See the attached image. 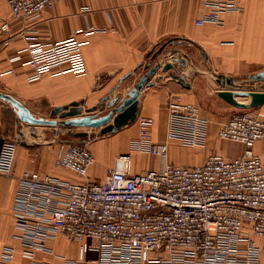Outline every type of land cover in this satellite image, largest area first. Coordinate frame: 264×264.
I'll return each instance as SVG.
<instances>
[{"label": "built area", "instance_id": "built-area-1", "mask_svg": "<svg viewBox=\"0 0 264 264\" xmlns=\"http://www.w3.org/2000/svg\"><path fill=\"white\" fill-rule=\"evenodd\" d=\"M11 18L29 22L60 0H6ZM208 12L200 25L220 23L223 14L241 11L242 0H203ZM11 32V19L0 25ZM83 30L66 39L36 41L24 61L36 82L47 73L87 72ZM12 36L3 38L9 44ZM15 60L18 57L13 58ZM9 68L5 73H14ZM169 100L167 139L202 147L209 120L199 106ZM140 134L128 153L116 157L101 182L89 180L96 155L87 145L65 142L56 168L84 179L71 180L25 169L19 176L13 213L19 245H8L0 264H16L18 250L33 264H261L264 256V160L254 151L264 139V116L235 112L218 130L220 139L242 143L235 157L211 154L201 164L168 161L169 142L154 141L153 119L141 116ZM0 176H11L18 138L2 137ZM160 156V168L133 172L134 152ZM80 243L81 256H61L59 262L38 260L37 252H53L47 239ZM89 240L93 242H89ZM95 252L89 257L87 252Z\"/></svg>", "mask_w": 264, "mask_h": 264}, {"label": "crops", "instance_id": "crops-1", "mask_svg": "<svg viewBox=\"0 0 264 264\" xmlns=\"http://www.w3.org/2000/svg\"><path fill=\"white\" fill-rule=\"evenodd\" d=\"M242 3L241 11L225 12L219 24L200 25L198 20L208 12L203 0H60L54 8L44 10L29 22L12 19L7 1L0 0V25L3 20L11 19L9 34H3L0 29V85L34 115L51 118L52 110L58 105L84 100L87 109L100 104L110 94L125 98L152 66L161 64L151 78L154 83L146 84L141 91L136 124L132 122L100 135L92 144L96 161L88 175L93 182H101L106 177L107 168L115 164L117 155L131 151L140 134L137 122L141 116L153 119L154 141L169 142L168 161L172 162V149L187 148L178 140L167 139L169 100L176 94L180 102L200 107L202 116L209 120V137L205 146L187 148L185 157L180 156L173 163L201 164L209 155L217 153L227 157L242 155L245 150L242 143L218 137L220 125L235 112L255 111L264 116V103L239 108L218 93L227 88L264 91V79L251 78L252 74L264 70V0H242ZM77 30L85 31L82 38L86 41L87 72L83 75L47 73L40 80L29 82L33 68L24 64L29 57L28 46L36 41L66 39ZM9 35L12 36L9 44H3V38ZM16 57L17 60L13 59ZM166 62H172L175 69L164 71ZM11 67L15 72L5 73ZM177 70L186 74L187 84L172 76ZM220 76L231 78L233 84H220ZM237 99L249 102L251 98L237 96ZM12 110L11 121L0 113V143L2 137L13 135L12 128L14 138L19 139L13 174L0 176V260L6 246L19 245L14 237L13 206L19 176L25 169L71 180L82 179L73 171L54 165L61 145L68 140H60L56 135L38 150L27 146L30 140L25 141L16 134L20 128L31 129L34 124L23 121L14 107ZM48 130L42 132L48 133ZM82 131L99 130L84 128ZM254 151L264 160V139L255 144ZM133 155L134 173L162 165L160 156L136 151ZM139 159L145 165L137 164ZM99 161L106 163L103 173L97 169ZM45 244L54 251L39 250L38 260L59 262L61 256H81L80 243L65 237L47 239ZM86 255L96 254L90 251ZM33 263L18 250L16 264Z\"/></svg>", "mask_w": 264, "mask_h": 264}, {"label": "water", "instance_id": "water-1", "mask_svg": "<svg viewBox=\"0 0 264 264\" xmlns=\"http://www.w3.org/2000/svg\"><path fill=\"white\" fill-rule=\"evenodd\" d=\"M177 59L176 61H178ZM161 67V64H156L152 66L146 74L142 76L140 81L136 86H134L127 94L125 98H120L119 96H105L101 103L93 106L92 108H85L84 100L73 101L67 105H58L52 110L53 116H60L62 118H69L66 120H58L57 118H46L42 116L34 115L29 108L24 105L19 99L9 93L0 92V98L7 100L15 108L20 118L29 123L33 124H45V125H64V126H84L88 128H100V134H108L116 131L117 129L128 125L134 122L137 119L139 112V97L141 91L146 84L152 85L154 83L151 78ZM183 68V66H182ZM181 68V69H182ZM175 69V65L172 62H166L163 65L164 71H170ZM172 76L177 79H180L183 83L187 84L186 74L180 73V71L172 72ZM218 79L219 83L222 85H231L233 80L231 78L224 79L223 76ZM252 79L260 81L264 79V70L252 74ZM219 95L224 99L232 103L233 105L239 108H252L257 107L264 103V91L256 90H246V89H220L218 91ZM237 96L250 97L249 102L240 101L237 99ZM110 97L109 100V110L106 113L100 115H85V111H96L99 107L103 106L106 103V100ZM77 136H88V131H80L76 133Z\"/></svg>", "mask_w": 264, "mask_h": 264}, {"label": "rangeland", "instance_id": "rangeland-1", "mask_svg": "<svg viewBox=\"0 0 264 264\" xmlns=\"http://www.w3.org/2000/svg\"><path fill=\"white\" fill-rule=\"evenodd\" d=\"M2 74H4V73H2ZM0 92L9 93L1 85H0ZM9 94H11V93H9ZM111 96H113V94ZM109 100H110V97L106 100V103L103 106L99 107L96 111H87L85 113V115H100V114L106 113L109 110V107H108ZM11 106L12 105H11V103L9 101L0 98V109H1L0 113L2 114V116H3V114L6 115V117L8 119L7 121H11L12 115L14 114V112L12 110L13 106L12 107ZM50 117L51 118H57L58 120L69 119V118H62L60 116H53V115H51ZM137 123L139 124V128H140V123L141 122L138 121ZM134 124H136V122H134ZM51 126L52 125L48 126V125L34 124V127H32L31 129H26V128H23V129L20 128L19 129L18 128L19 130H18V133L16 135H18L19 137H24L25 141L30 140V145H27V146H29V147H31V148H33L35 150H38L41 146L48 144L47 141L50 140V139H53V137H55L56 135L59 136L60 140H68L67 141L68 143L84 144V145H87L89 148H91L92 144L96 140L100 139L99 136L101 135L100 134V130H101L100 128H97V130H99V131L89 132L88 136H77L76 132L82 131V129L88 128V127H84V126H64V125H61V124H58L57 127H54V125L52 127ZM46 127H47V129H43V128H46ZM48 129H50V130H48ZM42 130H48V133H47V131L46 132H42ZM14 132H15L14 128H12V134L13 135H10L9 138L10 137H12V138L15 137V133ZM184 146H186L187 148H192V146L187 145V144H185ZM187 148L181 147V149L180 148L172 149L171 152H170L172 162L174 160H176L177 158H180V156L185 157L186 152L188 151ZM128 152H130V150ZM128 152H125V153H128ZM122 154H124V153H122ZM115 160H116V158H115ZM140 163L145 165V163L142 162L141 159L138 160L137 164H140ZM104 167H106V163H104L103 161H99L98 164H97V169H98L99 173H103ZM107 170H108V168H107ZM79 177H81V176H79ZM82 179H84V178H82Z\"/></svg>", "mask_w": 264, "mask_h": 264}]
</instances>
